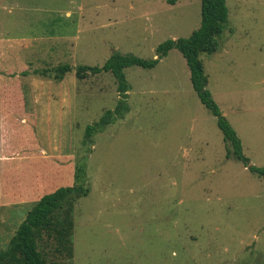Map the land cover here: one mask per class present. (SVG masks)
I'll use <instances>...</instances> for the list:
<instances>
[{"label":"rangeland","instance_id":"rangeland-1","mask_svg":"<svg viewBox=\"0 0 264 264\" xmlns=\"http://www.w3.org/2000/svg\"><path fill=\"white\" fill-rule=\"evenodd\" d=\"M225 2L219 49L199 56L206 88L250 165L264 168V0ZM200 8L199 0H0V151L15 154L12 180L39 191L0 209V249L41 195L84 184L72 256L44 237L49 263L264 264V181L226 157L176 49L152 69L126 68L124 99L109 72L76 77L78 66L101 67L116 52L157 59L160 44L198 29ZM61 64L72 67L61 81L32 74ZM121 99L88 141L87 126Z\"/></svg>","mask_w":264,"mask_h":264},{"label":"trees","instance_id":"trees-1","mask_svg":"<svg viewBox=\"0 0 264 264\" xmlns=\"http://www.w3.org/2000/svg\"><path fill=\"white\" fill-rule=\"evenodd\" d=\"M179 0H166L170 6ZM200 25L187 38L167 40L156 49L157 59L144 60L131 54L113 53L101 67L78 66L76 77L79 80L88 74L97 75L111 73L117 84V92L124 99L128 90L124 70L131 66L143 69H152L161 58H164L171 49H176L184 58L189 70V81L192 89L198 96L201 104L217 119V127L222 134V141L226 149V157L241 162L245 167L250 164L249 159L242 153L241 142L229 122L221 113L207 90V77L199 56L211 55L219 49L220 36L228 20V8L225 0H199ZM72 67L61 64L54 69L34 70L32 74L40 77H52L61 81L71 72ZM26 73H24L25 75ZM121 103L113 112L108 111L101 120L87 126L85 137L89 141L91 136L102 127L109 124L112 114L120 111ZM264 181V168L251 165L248 169ZM84 178V169L77 168L75 179ZM88 194L85 185L75 184L68 187H59L48 194L42 195L26 213L23 221L18 225L4 249H0V264H59L56 261L49 263L42 254L40 245L46 237L53 242V251L58 256L71 258L73 210L76 201Z\"/></svg>","mask_w":264,"mask_h":264},{"label":"crops","instance_id":"crops-1","mask_svg":"<svg viewBox=\"0 0 264 264\" xmlns=\"http://www.w3.org/2000/svg\"><path fill=\"white\" fill-rule=\"evenodd\" d=\"M42 153H44V151H41L40 154L42 155ZM14 155L15 154L5 155L0 151V209L12 207L21 203L24 199H30L39 194V191L33 195L30 194L31 186H28L27 188V185L31 183V180H29V183H27V181H21V183H19V181L16 182L12 180L13 174L15 175L18 170L17 166L12 163L15 161L13 158ZM43 176V174H38L36 182L33 184L34 188L40 186L38 183ZM24 182H26L27 185H25ZM22 183L23 186H21ZM43 189H45V187ZM29 195L31 196L29 197Z\"/></svg>","mask_w":264,"mask_h":264},{"label":"water","instance_id":"water-1","mask_svg":"<svg viewBox=\"0 0 264 264\" xmlns=\"http://www.w3.org/2000/svg\"><path fill=\"white\" fill-rule=\"evenodd\" d=\"M250 166H251L250 164L248 166H246V169H249Z\"/></svg>","mask_w":264,"mask_h":264}]
</instances>
